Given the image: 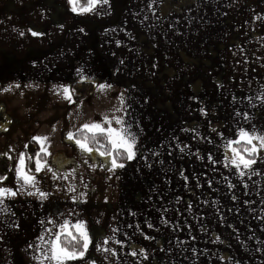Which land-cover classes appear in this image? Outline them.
<instances>
[{
    "label": "rangeland",
    "instance_id": "1",
    "mask_svg": "<svg viewBox=\"0 0 264 264\" xmlns=\"http://www.w3.org/2000/svg\"><path fill=\"white\" fill-rule=\"evenodd\" d=\"M49 1L58 7L67 0ZM184 5L183 67L161 69L162 82L154 83L152 101L123 99L119 117H109L111 127L141 144L134 145L130 166L113 170L110 157L97 161L95 153L89 155L92 165L71 160L83 178L78 190L84 197L73 187L74 200L103 204L115 215H104L103 221H117L119 227L114 235L105 233L107 243L91 235L84 259L65 264H264V149L254 164L238 170L229 144L240 139L242 130L264 136V68L255 60L226 61L223 51L194 54L189 44L197 3L185 0ZM175 17H167L170 28L177 27ZM171 79L179 89L169 87ZM7 104L8 117L0 108V155L11 160L5 180L11 186L22 182L16 169L27 141L41 132L29 101L20 111ZM44 150L52 149L47 145ZM98 164L105 166L103 174L92 172ZM152 170L166 173L158 172L156 178ZM17 262L15 255L0 258V264Z\"/></svg>",
    "mask_w": 264,
    "mask_h": 264
},
{
    "label": "crops",
    "instance_id": "2",
    "mask_svg": "<svg viewBox=\"0 0 264 264\" xmlns=\"http://www.w3.org/2000/svg\"><path fill=\"white\" fill-rule=\"evenodd\" d=\"M193 1L197 6L189 45L194 54L223 51L226 61L255 60L264 68V0ZM64 2L57 7L49 5V0L0 1V108L8 117L7 103L20 111L29 101L28 110L40 124V140H35L50 153L43 162L44 171L34 176V187L23 181L11 186L0 181V188L17 193L0 198L2 261L15 255L18 264H56L47 257L65 222L68 230L83 223L89 237L94 235L102 243L105 233L114 235L117 221H103L104 215L114 219V213L103 204L76 202L73 196L83 178L71 160L84 166L94 163L91 154H98L97 161L105 156L96 150L83 152L66 137L85 123L103 124L105 116L119 117L123 99L152 101L154 83L162 82L161 69L183 67L185 61V0H99L83 14L73 12L69 0ZM169 15H176L177 27L167 26ZM76 82H92L95 87L87 100L73 104L64 98L63 88L70 89ZM163 82L168 88L170 81ZM101 85L107 87L101 89ZM169 87L179 89L178 81ZM180 88L184 90L182 83ZM134 129L133 133L138 131ZM47 145L50 152L44 150ZM104 170L98 164L92 172L103 174ZM162 171L150 172L157 178L166 173ZM40 192L47 198L42 199ZM78 192L84 197L82 190Z\"/></svg>",
    "mask_w": 264,
    "mask_h": 264
},
{
    "label": "snow or ice",
    "instance_id": "3",
    "mask_svg": "<svg viewBox=\"0 0 264 264\" xmlns=\"http://www.w3.org/2000/svg\"><path fill=\"white\" fill-rule=\"evenodd\" d=\"M77 2L78 0H69V3L72 5V11L77 12ZM99 2V0H88V5L86 7H81L79 9V12L81 14L90 12L93 10L95 5ZM104 3H108V0H103ZM33 36L37 35L36 32L32 33ZM16 87H19V85H16ZM101 89L107 87L105 85L100 86ZM10 88L5 89V91H9ZM63 94L64 98L71 101L72 100V94L70 89L63 88ZM115 122L117 124L123 123L122 120L119 118H115ZM112 120H110L107 116L103 118V124L97 123V122H90L85 123L82 125L80 132L81 133H91V141L99 142L98 137H104L106 139L107 144L111 146V150H105L101 151L100 155L105 157H111V164L112 169L115 170L117 168H123L124 164L119 163L113 153H115L117 150H124L127 153V159L131 160L135 156L134 152V145L135 140L127 138L122 131H118L117 129L111 127ZM107 125V127H105ZM240 139L230 141V145H238L243 142L245 144V147L242 149H238L236 147L231 148V152L233 153V159L231 163L235 168L238 170L243 166L244 168H249L252 164L255 163V160L250 158L253 155H255L260 149H264V136L260 137H254L251 136L246 131L240 132ZM69 140L74 141V143L83 151L86 153L91 154L93 151V148L91 147V142L89 140V137L85 135L82 139H77L75 134L69 133L68 137ZM38 141L40 138H36ZM46 139V138H45ZM256 140L258 143H253V141ZM101 148L104 147L103 144L100 145ZM46 155H49L50 153H45ZM246 154L247 157L246 158ZM25 159L21 157L19 161V167L16 169L17 176L19 179L23 181L25 185H29L34 187L35 186V177L32 175L27 174L25 169ZM43 165L41 164V161L39 159L36 160V171H41ZM241 175L243 173L241 172ZM2 180H7V177L0 178ZM39 191V189H37ZM29 195H33L34 193L29 192ZM17 193L13 192L11 189L8 188H0V198H3L5 196H16ZM40 196L42 199L47 198V194L40 192ZM69 224L65 222L63 225H61V232L58 233L55 236V239L52 242L51 245V256L47 257L48 259L54 260L56 264H65L66 261H72L77 259H84L85 253L87 252L89 248V244L91 243L88 232L86 230V227L83 223H76L75 225H72L71 227H74L76 229V233H72L69 231ZM61 235H66L70 238L73 245L75 243H81L82 242V250H75L73 247L71 250L66 247L62 246L61 244ZM104 243H107V241H104Z\"/></svg>",
    "mask_w": 264,
    "mask_h": 264
},
{
    "label": "trees",
    "instance_id": "4",
    "mask_svg": "<svg viewBox=\"0 0 264 264\" xmlns=\"http://www.w3.org/2000/svg\"><path fill=\"white\" fill-rule=\"evenodd\" d=\"M88 5V0H78L77 2V9L81 7H86ZM94 83L92 82H76L71 85L70 91L72 94V103L77 104L81 103L85 100H87L92 92L94 91ZM75 134L77 139H82L85 135L89 137V140L91 142V147L93 150L96 151H105V150H111V146L107 144L106 139L104 137H98V143L91 141V133H81L80 130L73 133ZM68 137V136H67ZM66 137V138H67ZM68 139V138H67ZM69 140V139H68ZM103 144L104 147L101 148L100 145ZM232 147H236L238 149H242L245 147V144L241 142V144L235 145L233 144ZM119 163H123L124 165L128 163L129 159H127V153L120 149L117 150L115 153H113ZM258 157V154L256 153L253 155L252 159L256 160ZM246 158L247 154H246ZM24 159H25V169L24 171L32 176L37 175L36 171V160L39 159L41 162H45L47 160V155L42 150L40 144L35 139H30L27 142V145L24 149ZM11 172V160L9 156L7 155H0V178L2 177H8ZM0 181H4L0 179ZM72 233H76V229L74 227H71L70 230ZM61 244L62 246L68 247L70 250L74 247L75 250L79 251L82 250V242L81 243H73L71 242L70 238L66 235H61Z\"/></svg>",
    "mask_w": 264,
    "mask_h": 264
}]
</instances>
